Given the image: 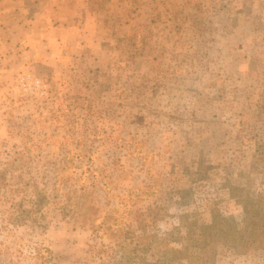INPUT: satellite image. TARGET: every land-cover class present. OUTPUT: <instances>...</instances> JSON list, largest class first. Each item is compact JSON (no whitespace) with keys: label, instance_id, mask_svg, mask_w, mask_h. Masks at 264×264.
<instances>
[{"label":"rangeland","instance_id":"rangeland-1","mask_svg":"<svg viewBox=\"0 0 264 264\" xmlns=\"http://www.w3.org/2000/svg\"><path fill=\"white\" fill-rule=\"evenodd\" d=\"M134 1L81 55L0 70V264H155L214 211L264 212V0ZM232 249L212 264H264Z\"/></svg>","mask_w":264,"mask_h":264},{"label":"crops","instance_id":"crops-1","mask_svg":"<svg viewBox=\"0 0 264 264\" xmlns=\"http://www.w3.org/2000/svg\"><path fill=\"white\" fill-rule=\"evenodd\" d=\"M136 8L134 0H0L2 77L81 55L94 43L105 9Z\"/></svg>","mask_w":264,"mask_h":264},{"label":"trees","instance_id":"trees-1","mask_svg":"<svg viewBox=\"0 0 264 264\" xmlns=\"http://www.w3.org/2000/svg\"><path fill=\"white\" fill-rule=\"evenodd\" d=\"M81 191L76 202H74L73 215L77 218L75 220L81 219L83 222H87L89 212L86 210L85 213L83 209L85 207L84 201H87L86 189L82 188ZM15 193H19V191L17 189L9 191L11 196ZM35 194L37 200L31 202L33 209L38 208L40 205L48 207L51 204L47 194L40 195L37 192ZM69 194L62 193V197L71 202L72 199ZM15 205L17 204L11 203V206ZM31 211L24 209L23 214H30ZM196 228L193 235L184 238L186 244L190 245H180V248L177 249L169 247V243L178 241L165 240L161 242L160 245H164L165 249L163 251L156 250L154 254L155 264H212L219 244L223 247L230 244L233 247L232 250L242 254L262 251L264 255V212L260 201L254 205L248 203L243 205V216L240 222L235 221L232 217H224L218 211H214L208 224L196 225ZM45 250L42 252L40 248L34 249V253L30 257V260L33 261L32 264H54L52 263L51 253L48 249Z\"/></svg>","mask_w":264,"mask_h":264}]
</instances>
